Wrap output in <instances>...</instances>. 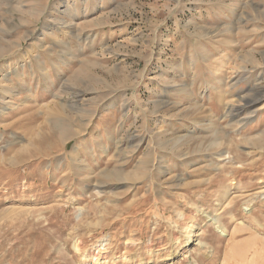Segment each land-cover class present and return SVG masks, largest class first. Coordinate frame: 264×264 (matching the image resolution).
Wrapping results in <instances>:
<instances>
[{
    "label": "rangeland",
    "instance_id": "obj_1",
    "mask_svg": "<svg viewBox=\"0 0 264 264\" xmlns=\"http://www.w3.org/2000/svg\"><path fill=\"white\" fill-rule=\"evenodd\" d=\"M0 264H264V0H0Z\"/></svg>",
    "mask_w": 264,
    "mask_h": 264
},
{
    "label": "bare ground",
    "instance_id": "obj_2",
    "mask_svg": "<svg viewBox=\"0 0 264 264\" xmlns=\"http://www.w3.org/2000/svg\"><path fill=\"white\" fill-rule=\"evenodd\" d=\"M258 100H259L258 98H255L254 101L251 100V101L248 102L247 104H252V103L254 104V103L257 102ZM55 128H57V127H55ZM58 128H59V127H58ZM58 130H59V129H58ZM59 134H60V133H59ZM62 135H63V134H62ZM62 135H61V136H62ZM61 139H62V138H61Z\"/></svg>",
    "mask_w": 264,
    "mask_h": 264
}]
</instances>
